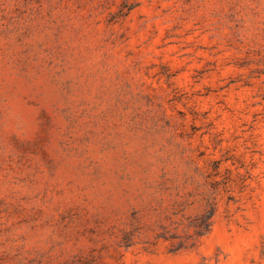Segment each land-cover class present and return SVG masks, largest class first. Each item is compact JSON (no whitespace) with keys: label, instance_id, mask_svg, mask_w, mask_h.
I'll return each mask as SVG.
<instances>
[{"label":"rangeland","instance_id":"1","mask_svg":"<svg viewBox=\"0 0 264 264\" xmlns=\"http://www.w3.org/2000/svg\"><path fill=\"white\" fill-rule=\"evenodd\" d=\"M0 264H264V0H0Z\"/></svg>","mask_w":264,"mask_h":264}]
</instances>
